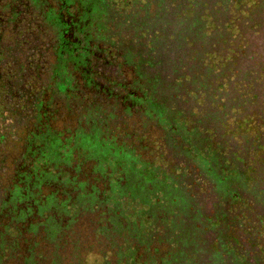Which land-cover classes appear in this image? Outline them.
Returning a JSON list of instances; mask_svg holds the SVG:
<instances>
[{
    "label": "trees",
    "instance_id": "16d2710c",
    "mask_svg": "<svg viewBox=\"0 0 264 264\" xmlns=\"http://www.w3.org/2000/svg\"><path fill=\"white\" fill-rule=\"evenodd\" d=\"M0 2V264H264V0Z\"/></svg>",
    "mask_w": 264,
    "mask_h": 264
},
{
    "label": "rangeland",
    "instance_id": "374dc122",
    "mask_svg": "<svg viewBox=\"0 0 264 264\" xmlns=\"http://www.w3.org/2000/svg\"><path fill=\"white\" fill-rule=\"evenodd\" d=\"M165 19H166V18H165ZM175 50H179L178 44L176 45ZM172 104H174L173 106L176 105L175 102H172ZM171 107H172V106H171ZM186 107H187V106H186ZM179 111H180V110H175L176 113H178ZM178 117H179V119H178ZM178 117L175 118V119H174V118H169L170 121H168L167 124L172 125V126L176 127L177 129L179 128V131H180V132H179V136L182 135L183 138H187V137H188V133H187L185 127L188 126L187 118H188L189 116H186V115L180 114ZM185 133H186V135H185ZM174 137H175V135H174ZM188 139H189V138H188ZM186 145H188V144L186 143ZM150 175H151V173H150ZM213 179L216 180V178H215L214 176H213ZM232 185H233V184H229V183H228V184L223 185L222 188L232 187ZM162 189H163V191H165L164 188H162ZM179 193H180V192H179ZM177 203H178V202H177ZM179 208H180V205H178V204L173 205V206H171V207L169 206V209H171L172 211L179 210ZM166 212H167V211H166ZM173 213H174V212H173ZM195 227H196V225H191V226H189L188 228H186L185 232H186L188 235L191 234V236H192L193 233H194V231L196 230ZM146 238H148V237H146ZM181 248H182V251H183L184 253H187V252H188V248H189L188 240H187L185 243H182V244H181ZM206 250H207V249H206ZM184 258H185V256H184ZM93 260H94V257H93V256H90V257L88 258V263H89V264H92ZM183 260H184V259H183Z\"/></svg>",
    "mask_w": 264,
    "mask_h": 264
},
{
    "label": "flooded vegetation",
    "instance_id": "af4514ba",
    "mask_svg": "<svg viewBox=\"0 0 264 264\" xmlns=\"http://www.w3.org/2000/svg\"><path fill=\"white\" fill-rule=\"evenodd\" d=\"M3 5L0 2V86L2 87L3 83V74H4V56H5V47L4 41L6 38V25L4 23V12H2Z\"/></svg>",
    "mask_w": 264,
    "mask_h": 264
}]
</instances>
